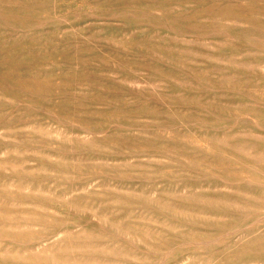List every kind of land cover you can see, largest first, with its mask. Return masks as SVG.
Instances as JSON below:
<instances>
[{
	"label": "rangeland",
	"instance_id": "374dc122",
	"mask_svg": "<svg viewBox=\"0 0 264 264\" xmlns=\"http://www.w3.org/2000/svg\"><path fill=\"white\" fill-rule=\"evenodd\" d=\"M0 264H264V0H0Z\"/></svg>",
	"mask_w": 264,
	"mask_h": 264
}]
</instances>
